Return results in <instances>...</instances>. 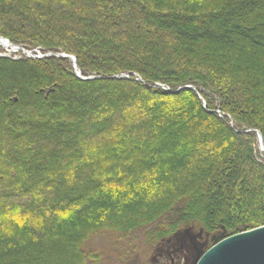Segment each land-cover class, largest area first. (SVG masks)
Segmentation results:
<instances>
[{
    "label": "trees",
    "instance_id": "trees-1",
    "mask_svg": "<svg viewBox=\"0 0 264 264\" xmlns=\"http://www.w3.org/2000/svg\"><path fill=\"white\" fill-rule=\"evenodd\" d=\"M0 35L100 77L0 54V264L264 225V0H0Z\"/></svg>",
    "mask_w": 264,
    "mask_h": 264
},
{
    "label": "water",
    "instance_id": "water-1",
    "mask_svg": "<svg viewBox=\"0 0 264 264\" xmlns=\"http://www.w3.org/2000/svg\"><path fill=\"white\" fill-rule=\"evenodd\" d=\"M2 40L8 41L11 46L16 48L15 52H24L34 58H47L51 56L69 58L77 76L82 80L100 78L96 75L89 77L83 76L79 70L76 58L72 55L53 52L36 55L20 45L11 43L8 39L0 35V41ZM116 77L117 76H112V78ZM121 77L128 78L129 76L122 74ZM157 85L161 88H165L168 91H173L163 84L157 83ZM180 89L181 88H179V90ZM52 90L53 87H50L47 90V94ZM255 131L259 137L260 148L264 152V140L262 134L258 130ZM212 242V246L206 251L196 248L197 254L194 264H264V225L254 229L244 230L229 236L226 235L224 230V232L218 237H213Z\"/></svg>",
    "mask_w": 264,
    "mask_h": 264
},
{
    "label": "rangeland",
    "instance_id": "rangeland-1",
    "mask_svg": "<svg viewBox=\"0 0 264 264\" xmlns=\"http://www.w3.org/2000/svg\"><path fill=\"white\" fill-rule=\"evenodd\" d=\"M0 47L1 55H17L19 52L8 51ZM116 236L109 233H102L93 238L92 245L99 249L103 254L100 264H169V259L160 246H151L143 232L130 235L123 239L120 246L116 242ZM166 243H163V246ZM163 248V247H162ZM131 253L133 256H131ZM128 254V255H126ZM125 255L126 258H121ZM181 258L177 259V264H191L194 255L184 258L183 253H180Z\"/></svg>",
    "mask_w": 264,
    "mask_h": 264
},
{
    "label": "flooded vegetation",
    "instance_id": "flooded-vegetation-1",
    "mask_svg": "<svg viewBox=\"0 0 264 264\" xmlns=\"http://www.w3.org/2000/svg\"><path fill=\"white\" fill-rule=\"evenodd\" d=\"M223 229H218L214 232L205 229L185 228L178 230L174 234L163 239L159 245L160 250L165 253L169 259V264H177V259L181 258L180 253H183L184 258L194 255L191 264H194L197 250L206 251L212 246L213 237H218L223 233ZM163 243L164 244L163 246ZM163 247V248H162Z\"/></svg>",
    "mask_w": 264,
    "mask_h": 264
},
{
    "label": "bare ground",
    "instance_id": "bare-ground-1",
    "mask_svg": "<svg viewBox=\"0 0 264 264\" xmlns=\"http://www.w3.org/2000/svg\"><path fill=\"white\" fill-rule=\"evenodd\" d=\"M0 45L10 51H16V48H14L13 46L10 45V43L6 40H2L0 41ZM262 151V150H261Z\"/></svg>",
    "mask_w": 264,
    "mask_h": 264
}]
</instances>
